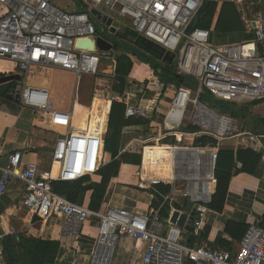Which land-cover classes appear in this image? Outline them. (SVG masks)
Masks as SVG:
<instances>
[{
	"label": "built area",
	"instance_id": "2783aa9c",
	"mask_svg": "<svg viewBox=\"0 0 264 264\" xmlns=\"http://www.w3.org/2000/svg\"><path fill=\"white\" fill-rule=\"evenodd\" d=\"M65 1L69 9L61 10L50 0H0V75L19 76L20 79L14 82L19 104L49 117L45 125L58 135L50 155L56 176H53L52 170L39 171L35 161L23 163L21 153L13 152L0 169V200L7 194L11 183L18 182L23 188L22 207L31 214L34 223L43 230L46 222L61 220L60 235L73 240H79L88 220L97 219L96 236L87 264H184L189 258L193 259L194 264H264V230L260 226H248L238 243L237 252L231 254L197 242L190 241L188 244L184 228L171 222V216L176 211L172 204L176 202L175 197L181 195L180 198L187 200L194 211L192 234L199 236L203 230L208 205L217 184L214 173L219 151L214 147L200 145L182 148L174 145L177 148L175 180L162 183L170 186L169 193L163 196V203L168 202L171 208L165 220L158 216L163 203L157 209L148 208L143 213L112 207L96 212L57 194L53 183L69 180L65 174V164L74 143L79 135L90 132L73 124V113L58 107L48 89L29 83L34 71L52 69L71 73L76 84L83 76L109 75L112 80L113 73L106 71L111 70L113 57L96 47L95 40L99 36H96L91 16L92 10L100 12V9H105L108 14L128 21L137 38L172 55L173 60L176 59L177 75L191 77L195 81L194 92L174 83H169L165 88L159 80L152 83L160 93L172 95L164 119L176 128L166 129L165 136L210 137L220 144L234 143L235 152L241 149L260 153L263 134L242 128L238 119L215 112L201 103L199 97L207 92L217 101L239 105L264 101L263 25L243 17L247 33L252 34V38L217 44L211 41L209 30L191 28L204 0ZM242 2L237 0L239 6ZM79 5L84 7V12L79 11ZM105 16L113 18L111 15ZM91 43L92 48L89 49ZM129 85L126 82L125 86ZM126 99L125 90L122 101ZM133 117L147 118V113L139 104L126 106L124 118ZM183 123L196 126L197 130L177 133L176 129ZM209 148L215 149L216 154L211 178H208L210 180H207L209 183L205 188L200 182L206 179V172L210 171L209 157H198L192 151ZM181 152L187 155L178 158ZM140 158L142 160L141 154ZM104 165L103 145L99 169ZM237 167L241 165L238 163ZM185 215L187 221L190 214ZM14 233L13 229L9 232ZM4 238L5 234L0 233V264H5ZM122 239L133 241L136 245L127 263L115 261Z\"/></svg>",
	"mask_w": 264,
	"mask_h": 264
},
{
	"label": "crops",
	"instance_id": "0c3cea01",
	"mask_svg": "<svg viewBox=\"0 0 264 264\" xmlns=\"http://www.w3.org/2000/svg\"><path fill=\"white\" fill-rule=\"evenodd\" d=\"M214 1L219 6L227 2L233 3L235 5L237 12L240 16V21L243 25L245 34L252 35L250 33H247L246 26L244 25L243 22V17L249 18L254 22H260V24H262L264 27V0H256L254 2L250 0H243L241 6L238 5L237 0H214ZM112 19L119 23V27L116 29L118 37H120L122 40L123 39L125 40L124 37H121V35H119L120 31L123 30L121 29L120 26V20L115 18ZM107 29L109 30V28ZM108 43L110 42L108 41ZM133 66H134V62H133ZM57 71H60L62 73H68L61 70H57ZM106 72L113 73V66L111 65V70H107ZM83 77L85 78L84 80L81 78L78 84H76V82L74 84V88H73L74 95H72V99H73L72 107L70 109H64L61 106L63 110L73 113V121H74L73 124H75L77 127H80L82 129L86 128L90 132L88 135H83V134L79 135L78 140H76V142L74 143L73 150L71 151V153H69V156L65 164V169L66 168H68V170L70 169L69 174L66 175L68 179H73L79 176L81 178L83 174H86L90 171L91 167L100 165L102 154H100V159H99L98 152L102 153L101 146H103L104 143L101 144V142L103 138L105 142V137L108 129L109 113L111 109L109 94L107 97L102 96L101 97L102 99L98 97L96 100H93V102L91 101L89 94L91 92L90 85L92 86L96 84L100 88H104L103 84H105L106 81L109 83L111 82L109 87L111 90L113 83L110 76L105 75V76H96V77H92V76H83ZM155 80H159V79L155 77L154 73H151V76L147 80L139 82V83H146V85L148 84L147 86H149L147 87L144 94H146V92H149V90L153 89L152 93L150 94L151 98L145 99L143 94V96L140 98L139 105L143 109H145L147 113V118H143V119L150 121V124L145 131H150L149 128L154 127L153 131L157 132L158 129H160V127L163 124V120L166 115L167 108L170 106L171 103L172 95L170 93H165V92H164L165 94L164 93L162 94L159 92L158 89L154 88L152 86V83ZM133 82L136 83L135 80ZM29 83L32 84L30 81ZM39 83L40 84H37V82H35L34 83L35 85L34 84L32 85L48 89V91L51 93V95L54 98V93H55L54 90H52L49 87H46L47 83L45 81H41ZM100 90H98L97 88L94 89L96 93ZM80 97H81L80 100H83V98H85L83 101L86 104L85 106H83V110L81 106L78 104L80 101L79 100ZM16 104L17 103L15 102L7 100L5 97H0V169L6 165L7 158L10 154H12L13 152H20L23 163L35 161L38 165V170L45 171L46 169H48L50 165V155L58 135L55 132L49 130L48 127H46L45 123L49 121V117L38 113H34L30 109L28 108L25 109V107H23L22 105L20 104L16 105ZM109 104H110V109L108 107ZM57 106L59 107V105ZM250 110L254 118L261 117L264 119V101L257 102V104L255 106H252ZM24 112H29V114H31V119H28L22 123L20 114ZM239 122L242 125L241 120H239ZM258 127L260 129L253 126L252 129H248V128L245 129L256 134L264 135V130L262 129V127L260 125ZM139 129L140 128L137 129L134 128L132 130L130 127L124 128L121 133L122 139L124 138L123 137L124 135L125 136L129 135L130 137L133 134H137L136 131H138ZM183 131L184 130H182L181 132ZM181 137L184 138L183 142L186 144H192L194 142L195 144L197 143L196 141L197 138L192 137L193 139H188L191 136H187V135ZM148 140H150L149 144H154V143L162 144L159 142L162 140V138L159 136L157 139H151L150 137L146 138L144 141H139V143H141L143 146L145 145V142H147ZM133 143L134 142H128V144H126L125 141L122 140L121 148H120L121 152L119 153V156L123 154H127V149L133 148L132 147L134 145ZM228 144L233 145L232 147L235 146L234 143H228ZM147 149H153V148L146 147L144 150L143 164H145L146 166L147 164L145 163L144 155ZM175 150H177V148L176 149L172 148V166L175 157L174 156ZM214 151L216 154V150L213 149V155H214ZM233 152L235 151L233 150ZM132 154L135 153L132 152ZM136 154L137 155L139 154L140 156L141 153L136 152ZM257 154H260L261 158H260V163L255 169L253 174L234 173L231 175L222 211L220 213H217L209 210L206 216V221L204 226V228L208 227L210 229L208 240H204L201 238L200 234L203 230L200 232L199 236H194L192 232L190 233L186 231L184 232L185 238L190 240L191 243L197 242V244L206 245L211 249H217L220 251L235 254L238 250V243L241 240L236 241L230 235L224 233V231L220 227H224L226 222L231 221L246 227L250 225H257L264 230V139L262 140V150L260 153ZM105 157L106 154L104 151V161L106 162ZM238 163L239 162L235 163V170L241 169V167L240 168L237 167ZM213 164L214 161L212 162V165ZM239 164L241 165V163ZM122 168L124 170L126 168L125 171L128 172L129 171L131 172L133 171V169L136 168L133 171L134 173L132 174L134 175L138 174L137 172L139 168L137 167L124 166L121 167V170ZM84 176H88V175H84ZM137 177L139 176L137 175ZM131 183L134 184V182ZM114 191L115 189L113 190V194ZM87 193L89 194V192ZM87 193L83 194L81 202L82 204H84V206L88 208L90 197H87ZM145 195L146 194H143V192H139L137 190H131V193L129 194L128 197L129 202L126 203L125 201V206L123 201L119 206L113 204L111 198L108 204H106L105 202L103 203L102 211L107 207H112V208L119 207V208H126L127 210L136 212L137 208L136 207L133 208L132 205H138L140 203L142 204V200L145 197ZM22 199H23L22 186L16 181L12 182L11 185L8 187L7 194L0 200V233H4L5 238H7V237H15L17 235L27 236L29 231L35 230L42 241H54L59 244V251L56 260L53 264H87L88 255L90 253L93 239L96 236L97 219L91 218L89 220L90 221L89 225L84 229L79 240L64 238L60 235V227L62 225L61 220L58 219L50 220L45 223L44 229L41 230L39 224L34 223L31 214L23 209ZM185 201L187 202V200L185 199L184 201L181 200V203H178L177 201L174 202L172 204V208L176 209L175 205H177L179 206V209H176L177 211L181 212L182 214L185 213L191 214L192 212L191 205H189L188 202L185 203ZM149 204L146 205L145 210L149 208ZM188 207L189 209L186 210ZM12 229L15 231V233L9 234V232ZM5 238H4V242H5ZM4 242L3 245L5 244ZM222 242L227 245L223 247L221 244ZM135 247L136 245L133 241H130L128 239L120 240L117 247L115 261L119 263H127L132 258ZM6 258H7V254L5 252V264H7Z\"/></svg>",
	"mask_w": 264,
	"mask_h": 264
},
{
	"label": "trees",
	"instance_id": "16d2710c",
	"mask_svg": "<svg viewBox=\"0 0 264 264\" xmlns=\"http://www.w3.org/2000/svg\"><path fill=\"white\" fill-rule=\"evenodd\" d=\"M77 2L80 3V0ZM79 11L84 12V7L79 5ZM191 28L209 30L212 42H226L227 40L232 41L234 39L249 40L252 38V35L244 33V28L235 5L228 2L219 6L214 0H204L202 8ZM123 37L125 40L134 41L137 35L130 30V32H127ZM115 48L116 46L114 45L113 49ZM131 55L136 56L133 51ZM109 56L113 57V85L109 93L111 109L104 142L107 165L101 169V175L104 174L103 181L101 183H94L86 177L73 183H68L66 181L53 183L55 192L72 203L81 204L83 194L87 192L95 193L94 196L90 197L88 209L97 212L102 211V205L104 203V199L100 195L102 186L104 184H109L113 179L118 177L120 163L141 166V158L139 155L123 154L118 158L122 143V130L126 127L134 126L148 128L150 124V121L142 118H124L126 106H137L147 85L146 83H134L129 79V75L133 68V62L128 54L123 53L116 55L115 52H111ZM152 68L155 77L159 79L163 88L169 83H174L192 92L195 91V81L191 77L177 75L173 66L164 64V66H155ZM1 76L2 75H0V77ZM114 82H118L119 84L115 85ZM126 82L130 83L128 87L125 86ZM37 84L40 83L37 82ZM125 90L127 92V99L123 102L122 98ZM199 100L201 103L209 106V108L217 109L221 114L231 116L241 121L252 119L258 125L250 110L257 102L239 105L231 102L217 101L207 92L201 94ZM171 125L167 124V129L176 128ZM196 130L195 127H188L184 129L183 132H194ZM206 140L211 141L212 139L202 138L198 140V142L204 146ZM167 154V165L165 164V160H161L160 153L158 155L159 159L155 161L153 166L148 167L142 163L141 178L144 180V183L151 184L156 181H170L172 148L168 149ZM260 158V154L251 150L238 149L236 152H233L231 149L220 150L217 155L214 173L217 184L211 198V203L208 205V209L220 213L223 209L231 175L234 173L253 174L260 163ZM236 162L241 163L242 166L240 170H235ZM52 173L53 176H56V169H52ZM131 184L135 187V190L150 195L152 200L149 208L154 210L163 203V196L167 195L170 191V186L159 184L152 185L150 189H145L142 185L143 183L139 181V179L134 182V184ZM175 206L176 209H179V206ZM169 211V203H163L158 213L159 218L161 220L167 219ZM180 215L181 213L178 216ZM220 228L234 240L240 241L248 227L228 221L225 223L224 227ZM209 232L210 229L205 227L200 234L201 238L208 240ZM4 243L5 252L7 254V264H53L59 251V244L57 242L42 241L35 230L29 231L27 236L17 235L15 237H7ZM221 244L223 247L227 245L223 242ZM184 264H194L193 259H187Z\"/></svg>",
	"mask_w": 264,
	"mask_h": 264
},
{
	"label": "rangeland",
	"instance_id": "374dc122",
	"mask_svg": "<svg viewBox=\"0 0 264 264\" xmlns=\"http://www.w3.org/2000/svg\"><path fill=\"white\" fill-rule=\"evenodd\" d=\"M50 2H51V4L55 5L56 7H58L61 10L69 9L68 3L65 0H50ZM100 13H102L103 15H105V14L111 15V17H113L115 19H118L115 16H113L112 14H108V12L105 9H100ZM118 20H120V26H121V29H123L122 31H120L119 35H121L123 37L127 32H130L131 27H130V24L128 23V21L121 20V19H118ZM92 23H93V25L96 28V36H99V37H101L103 39H106L113 46L114 45L116 46V48L113 49V51H111V52H115L116 55H120V54H123V53L124 54H128L130 59H131V61L134 62V66H133L132 72L129 75V79L130 80H132V81L135 80L136 82H141V81L147 80L151 76V73H153V68L152 67L164 66L163 63L158 62L155 58H153L150 55H147L142 50H140L138 47L133 46L128 40H122L120 37H115V36L110 35L108 29L104 25H102L100 22L95 20L94 18H92ZM239 41H241V40L234 39L232 41H228L227 40L226 42H217L216 41V43L217 44H225V43H234V42H239ZM132 51L136 54V56H132L131 55ZM111 52H108V54H110ZM171 66L176 68V59L173 60ZM82 79L84 80L85 78L82 77ZM95 80H97V79H95ZM29 81L32 84H34L35 82L45 81L47 83L46 87L51 88L55 92L54 93V98H55L56 105L62 106L64 109H70L72 107V104H73L72 95H74L73 88H74V84H75V78H74V76L72 74L62 73V72L57 71V70H36L30 76ZM110 84H111V82L109 83V82L106 81L105 84H103L104 88H100L96 84H94L92 86L90 85L91 92L89 94H90L91 101L93 102V100H96L98 97L100 99H102L101 98L102 96L103 97H105V96L107 97L109 92H110L109 91L110 90V88H109ZM96 88L98 90H100V89H103V90H100V91H98L96 93L94 91V89H96ZM152 90L153 89L149 90V92H146V94H144L145 99L151 98L150 94L152 93ZM80 99H81V97L79 98V100ZM84 99L85 98H83V100ZM83 100H80L79 103H78L81 106L82 110H83V106H85V104H86ZM16 105H19V104H16ZM213 110L215 112H218L217 109H213ZM20 115H21L20 118H21V122L22 123L25 122L28 119H31V114H29V112H24V113H21ZM241 123H242V125H241L242 128L252 129V126H253V127H256L258 129H260L258 127V125L252 119H249L248 121H241ZM167 124H169V123H166L165 119H164L162 126L160 127V129H158L157 132L153 131L154 127L153 128L150 127L149 128L150 131H145L146 128L145 127H141V126L130 127L132 130L134 128L135 129L140 128V129L138 131H136L137 134H133L130 137H129V135L128 136H125V135L123 136L124 138L122 140L125 141L126 144H128V142H134L133 143L134 145L132 146L133 148H128L126 155H130V154H132V152L135 153V155H137L136 152H140L141 156H142L141 166L139 167V166H135V165H132V164L120 163L119 170H118V177L115 178V180H113V182L111 181L109 184H104L102 186L100 195L104 199V202L106 204H108L109 200H111V198H112V203L113 204L119 206L122 203V201H123L124 206H125V201H126V203L129 202L128 201V197H129V194L131 193V190H135V187L131 184L132 181L136 182L139 179V181H141L143 183L142 185H143V187L145 189H149L153 185V183L152 184L144 183L143 182L144 180H142V178L141 179L139 178V177H141L143 154H144V150H145L146 147H152L155 150V153H156L155 161L157 159H159L158 155L160 153L161 154V160H165V164L167 165V161H166L167 155H168L167 151L170 148L174 149L175 148L174 145L185 147V148H195V147L200 146V145L203 146L202 144H200L198 142V140L202 139V137L197 138V140H196L197 143L196 144H195V142L192 143V144H186V143L183 142L184 138L179 136V135H177V134L176 135H171V136H165V134H167V133H165L166 129L168 128ZM179 127H180L179 129H176L177 133H179V131H180V133H182L181 131L186 129L187 127H196V126H192L191 124L189 125V124L183 123ZM128 134H130V133H128ZM159 134H161V136ZM158 136L161 137V138L164 137V138H162L161 141H159L162 144L154 143V144H147V145L145 144L144 146H142V144L139 143V141H144L146 138H149V137L151 139H157ZM203 138H210V137H203ZM103 139H102L101 144L104 143ZM188 139H193V138L190 137ZM210 139H212V138H210ZM166 144H168V145H166ZM205 146L214 147L215 149H218V151H220L222 149H229V150L231 149V150H233V147H232L233 145H230L228 143L227 144L226 143H224V144L221 143L220 144L217 140H214V139H212L211 141L206 140L205 141V145L203 147H205ZM101 147H103V146H101ZM126 147H129V146H126ZM141 150H142V152H141ZM123 151H125V150H123ZM120 152H121V149L119 150V153ZM100 154H102V153L98 152L99 159H100ZM186 155H187V153L181 152V153H179L178 158L181 157V156L185 157ZM120 157H121V155L118 156V158H120ZM106 165H107V163L105 162L104 167ZM123 165L126 166V167H137V168H139L138 172H137L138 173L137 175L139 177H137V175L132 174V173H134L133 171L136 168L133 169V171H131V172L129 171L128 172V171H125L126 168H125V170L123 168L121 170V167H124ZM99 167H100V165H96V166L91 167L90 171L88 173H86V174H83L82 176L90 175L91 173L96 171L95 173H93L91 176H88L87 178H89V180L91 182L101 183L103 181V175H104V174L101 175V169H103L104 167H102L100 169H99ZM46 170H52L51 163H50L48 169H46ZM65 170H66L65 171L66 175H68L69 172H70V169L68 170V168H66ZM170 176H171V172H170ZM78 178H80V176L79 177H75L73 179H69L66 182L73 183V182H77V181L81 180V179L76 180ZM84 178H86V177H84ZM84 178H82V179H84ZM168 182L169 181H156L154 184H156V183L160 184L161 183V185H162V183H168ZM85 185H88V184H85ZM114 189H115V191H114V194H113V190ZM178 189L180 190L182 188L178 187ZM143 194H146V195H145V197L142 200V204L140 203L138 205H132L133 208H135V207L137 208L136 212H138V213H143L145 211V209H146V205H148L150 203V200H151L150 195H148L147 193H143ZM94 195H95V193H92V192H89V194L87 193V197H91V196H94ZM180 196L175 197V200L178 203H181V200H182L180 198ZM185 203H187V202L185 201ZM81 204H82V202H81ZM113 208H119V207H113ZM122 209H126V208H122ZM188 209H189V207L186 210H188ZM89 222L90 221L88 220L87 223L85 224V226H84V228L82 230V233H83L84 229L89 225Z\"/></svg>",
	"mask_w": 264,
	"mask_h": 264
},
{
	"label": "water",
	"instance_id": "95a60500",
	"mask_svg": "<svg viewBox=\"0 0 264 264\" xmlns=\"http://www.w3.org/2000/svg\"><path fill=\"white\" fill-rule=\"evenodd\" d=\"M91 16L100 22L102 25H104L106 28H109V34L115 37H118V34L116 32V29L119 27V23L117 21H114L112 18H109L105 15H102L100 12L96 10L91 11ZM124 40V39H123ZM131 44L135 47H138L140 50H142L147 55L152 56L155 58L158 62H161L163 64L171 65L173 62V56L169 55L168 53H164L163 50L156 48L153 44L143 41L140 38H136L134 41H130ZM96 47L102 51V52H111L113 51L114 46L106 39H103L101 37H98L95 40ZM90 48H92V43L90 44ZM20 78L18 75H11V76H1L0 77V97H5L7 100H10L12 102H15L19 104V95L16 93V81H18ZM256 122L259 123V125L264 130V119L261 117L255 118ZM194 211L191 212L189 219L186 221L187 216L185 214H181L179 211L173 212L171 216V222L177 224L179 227H183L184 231L190 233L192 232L191 228V218L193 217ZM186 222V224H185ZM190 243V240H188V244Z\"/></svg>",
	"mask_w": 264,
	"mask_h": 264
},
{
	"label": "bare ground",
	"instance_id": "6f19581e",
	"mask_svg": "<svg viewBox=\"0 0 264 264\" xmlns=\"http://www.w3.org/2000/svg\"><path fill=\"white\" fill-rule=\"evenodd\" d=\"M89 49H91V48L89 47ZM108 107L110 109V104L108 105ZM187 136H190V135H187ZM149 148H152V147H149ZM174 149H176V148H174ZM176 151L177 150H175V153H174L175 157H174V160H173V166H172V170H171L170 181L168 183H172L175 180L174 169H175V166H176ZM192 153H193V155H197L198 157H202L203 155L209 157V160H210V171L206 172V179L204 181L200 182V183H203L205 188H206L208 186V183H209V181H207V180H210V179H208L209 177L211 178L210 175H211V171H212V168H213L212 162L214 161L215 154L213 155V149L211 150L210 148L206 149L205 151H200V150L199 151H195L194 150V151H192ZM144 158H145V163L147 164V166H153L154 163H155V159H156L155 150L154 149H147L145 151ZM142 163H143V161H142ZM211 191H213V187L211 188Z\"/></svg>",
	"mask_w": 264,
	"mask_h": 264
}]
</instances>
